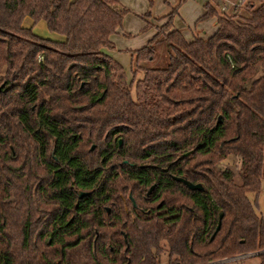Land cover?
Returning <instances> with one entry per match:
<instances>
[{
  "label": "trees",
  "instance_id": "16d2710c",
  "mask_svg": "<svg viewBox=\"0 0 264 264\" xmlns=\"http://www.w3.org/2000/svg\"><path fill=\"white\" fill-rule=\"evenodd\" d=\"M205 8L213 34L188 40L165 22L131 51L129 80L103 50L120 0H0V264H164V250L166 264H264L248 196L264 179V0ZM41 19L59 38L33 31ZM162 42L167 65H150ZM92 142L105 159L48 153ZM230 154L237 172L217 165Z\"/></svg>",
  "mask_w": 264,
  "mask_h": 264
},
{
  "label": "rangeland",
  "instance_id": "374dc122",
  "mask_svg": "<svg viewBox=\"0 0 264 264\" xmlns=\"http://www.w3.org/2000/svg\"><path fill=\"white\" fill-rule=\"evenodd\" d=\"M158 0H153L150 11L139 13V16L146 21L145 28L153 27L160 29L161 25H163L165 22L169 21L172 28H179L182 30L183 34L187 37H190V35L197 31H210L214 27L215 20L212 17L206 19L205 22L201 23L198 22L200 20H197V17L194 19L191 18V14L193 11V8L195 6V3H197L198 0H159L165 4V8L158 9ZM248 0H244L241 2L237 7H234L232 5H229V9L227 10H220L218 11H224L226 14H231L234 11H240L242 9V5L244 6L245 3ZM256 3H258L260 0H253ZM200 4H203V2L199 1ZM129 11V9H128ZM127 11V12H128ZM32 24V19L24 18L23 19V25L29 26ZM33 31L39 35L50 37V38H59V34L53 31H50L47 29L45 21L39 20L36 24L32 27ZM103 50H106V47L103 48ZM107 52V51H106ZM108 53V52H107ZM125 55L127 56V63H122L129 80H131L134 76L133 70L138 66L136 64V61L129 52L124 51ZM168 49L165 42L160 43L157 45V55L153 60H149V64L153 66H165L168 63ZM143 73L142 71L137 72L136 77H142ZM132 92L135 95L136 94V86L133 85ZM89 147V145H88ZM240 156L237 154H230L227 157H225L223 160L220 161L217 165L219 167H231L234 169L235 172H237L240 168ZM248 196L251 199V201L255 204L256 210L260 216L264 218V179L262 181L261 190L256 193L253 191L248 192ZM162 262L166 264L169 253L167 250H164L162 252ZM233 261H229L226 263H217V264H258L260 261V258L258 255L253 254L249 255L243 259H232Z\"/></svg>",
  "mask_w": 264,
  "mask_h": 264
},
{
  "label": "crops",
  "instance_id": "0c3cea01",
  "mask_svg": "<svg viewBox=\"0 0 264 264\" xmlns=\"http://www.w3.org/2000/svg\"><path fill=\"white\" fill-rule=\"evenodd\" d=\"M152 1L153 0H120L121 5L123 7L128 8L129 11L125 13L122 26L119 28L118 32L114 33L111 36L112 40L114 41L115 47L106 48L105 51H107L110 55H112L115 59L119 60L121 63H127V56L125 55L124 51L129 52L132 58H134L131 51L139 49L142 46L146 45L149 40L158 32L157 28L149 27L146 29V21L139 16V13L150 11ZM199 1L203 2V4H200ZM226 1L227 0H198L193 8L191 18L194 19L195 17H197V20H200L198 22L203 23L206 21V19L212 17L210 16L204 19H199L200 16L206 11L205 4L207 2L215 5L216 8L220 10L221 3ZM157 2L158 9L166 7L163 2L159 0ZM25 18L31 19L30 17ZM213 18L215 20V25L210 31H197V33L193 32L190 37H185L188 40H191L194 38L195 35L209 36L213 34L218 27L216 15H214ZM249 254L252 253H247L245 255ZM229 261L233 260L228 259L223 261V263Z\"/></svg>",
  "mask_w": 264,
  "mask_h": 264
},
{
  "label": "flooded vegetation",
  "instance_id": "af4514ba",
  "mask_svg": "<svg viewBox=\"0 0 264 264\" xmlns=\"http://www.w3.org/2000/svg\"><path fill=\"white\" fill-rule=\"evenodd\" d=\"M111 141H112L111 144H112V147H113L115 145L114 144L115 138L113 140H111ZM119 142H120V144L122 143V139L121 138L119 139ZM88 145H89V147H88ZM88 145L86 143L85 144L84 143H81V144L79 143L75 147H73V148H71L69 150H66L68 153H65V152L62 151V149H64V146L59 145V147L56 148L55 147V144L52 143V146L48 150V153H49V155H51L52 158L56 159L58 161V163H60L61 160L63 161L66 158H70V157H73L75 155H78L81 158L84 157L85 159H89V158H92L94 160H98V159L103 160V159H105V155H101L100 152H101L102 149L108 150V148L106 146H104V147H102L100 149V146H98V143L97 142L88 143ZM34 149L37 150L36 149V146H34ZM56 149L57 150L58 149L60 150L61 156H58V155L55 154V152L57 151ZM95 149H97L98 152L94 153L93 155H91V154H89L87 152L88 150L93 151ZM107 154H109V153H107ZM89 155H91V156H89ZM116 157L117 156L114 153H112V154H110L108 156V159L109 160H113L110 163L111 165H114V161H116ZM107 209H108V211H110L111 208L109 206H107Z\"/></svg>",
  "mask_w": 264,
  "mask_h": 264
},
{
  "label": "water",
  "instance_id": "95a60500",
  "mask_svg": "<svg viewBox=\"0 0 264 264\" xmlns=\"http://www.w3.org/2000/svg\"><path fill=\"white\" fill-rule=\"evenodd\" d=\"M177 178L179 180L183 181L185 184H187L192 189H203L204 188V186H203V184L201 182L195 183V182H192V181L188 180L187 178H185L183 176H177ZM86 192L87 191H85V190H80L78 194L82 195L83 193H86ZM222 217H223V212H221V214H220L219 223L217 225V228H216L215 232L212 235V238L214 237L216 231L220 228Z\"/></svg>",
  "mask_w": 264,
  "mask_h": 264
},
{
  "label": "built area",
  "instance_id": "2783aa9c",
  "mask_svg": "<svg viewBox=\"0 0 264 264\" xmlns=\"http://www.w3.org/2000/svg\"><path fill=\"white\" fill-rule=\"evenodd\" d=\"M244 0H227L226 2H222L221 3V9L222 10H227L229 9V5H232L234 7H237L241 2H243ZM240 256H245V254H242V255H237V256H233V257H230V258H227V259H223V261L225 260H228V259H237L239 258ZM214 262H206V263H201V264H213Z\"/></svg>",
  "mask_w": 264,
  "mask_h": 264
}]
</instances>
